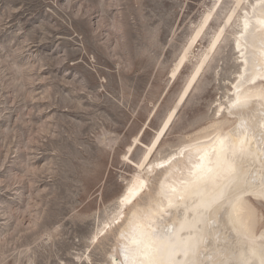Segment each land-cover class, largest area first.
Segmentation results:
<instances>
[{"label": "rangeland", "instance_id": "374dc122", "mask_svg": "<svg viewBox=\"0 0 264 264\" xmlns=\"http://www.w3.org/2000/svg\"><path fill=\"white\" fill-rule=\"evenodd\" d=\"M222 2L0 0V264L111 263L115 232L94 236L235 4L218 10ZM210 10H218L212 24L173 76ZM234 31L207 60L154 158L228 105L240 71ZM255 204L264 214V201Z\"/></svg>", "mask_w": 264, "mask_h": 264}, {"label": "bare ground", "instance_id": "6f19581e", "mask_svg": "<svg viewBox=\"0 0 264 264\" xmlns=\"http://www.w3.org/2000/svg\"><path fill=\"white\" fill-rule=\"evenodd\" d=\"M232 8L147 146L137 164L141 170L94 236L100 241L115 232L110 264H264V214L255 204L264 201V0H235ZM218 10L207 12L173 76L190 60ZM113 23L109 30L118 27ZM233 24L240 71L228 105L220 103L219 119L195 137L168 156L154 158L180 105Z\"/></svg>", "mask_w": 264, "mask_h": 264}]
</instances>
